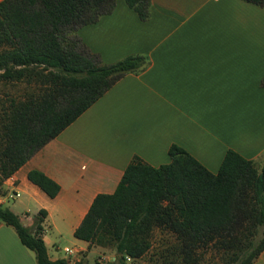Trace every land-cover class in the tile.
I'll return each mask as SVG.
<instances>
[{"label":"crops","instance_id":"0c3cea01","mask_svg":"<svg viewBox=\"0 0 264 264\" xmlns=\"http://www.w3.org/2000/svg\"><path fill=\"white\" fill-rule=\"evenodd\" d=\"M76 35L104 64L140 55L146 65L118 80L3 182L1 206L24 226L46 213L40 236L50 259L58 240L74 252L87 248L75 230L96 196L115 192L135 156L159 167L174 144L213 174L227 150L264 163V6L150 0L142 21L117 0L111 14ZM31 170L58 184L54 198L28 180ZM0 264H37L1 221ZM251 264H264V252Z\"/></svg>","mask_w":264,"mask_h":264},{"label":"trees","instance_id":"16d2710c","mask_svg":"<svg viewBox=\"0 0 264 264\" xmlns=\"http://www.w3.org/2000/svg\"><path fill=\"white\" fill-rule=\"evenodd\" d=\"M116 1H0V86L24 84L22 98H10L0 109V193L3 182L38 150L118 80L146 65L140 55L104 64L76 35L81 27L111 14ZM122 1L140 20L148 18L150 0ZM243 1L264 6V0ZM168 157L169 162L159 167L133 157L115 192L95 197L74 237L97 245L112 211L120 223L115 249L122 263L125 255L145 256L158 232L171 234L175 244L169 249L159 239L157 250L188 256L197 248L235 247L245 239L246 246L257 245L242 263L251 264L264 252V163L257 166L227 150L213 174L177 145L169 147ZM27 177L48 197L58 194V184L42 172L31 170ZM38 214L42 215L39 234L30 233L8 209L0 208V221L15 229L37 264H68L49 260L40 236L46 213Z\"/></svg>","mask_w":264,"mask_h":264},{"label":"rangeland","instance_id":"374dc122","mask_svg":"<svg viewBox=\"0 0 264 264\" xmlns=\"http://www.w3.org/2000/svg\"><path fill=\"white\" fill-rule=\"evenodd\" d=\"M260 7V6H259ZM3 46H0V51ZM24 84H17V86L8 85L6 87L0 86V109L4 108L9 102L10 98L20 99L22 98L24 92ZM0 193V196L3 195ZM1 209H6L1 206ZM42 220V215H36L29 220L24 219V223L28 224L25 226L29 232L39 234V224ZM106 231L101 235V239L97 245L89 246L87 243V248L84 250H77L73 255L68 256L63 252L64 247L73 246L66 240L56 241V246L49 247L50 257L53 259L49 260H64L68 264H242L249 255L256 249L257 245L251 247L246 246L247 240L242 241L239 246L230 247L226 245H209L207 247H201L195 249L190 255L183 254L181 252L172 251H159L156 249L157 241L161 239V242H166V246L169 249L175 244V239L171 234L154 233V245L145 256L139 259L130 258L127 260L128 255H125L123 263L121 262V255L116 252L115 246V234L118 233L120 228V223L115 216V213L111 211V214H107L105 218ZM161 237V238H160ZM256 237L260 240V231L257 233ZM60 250V252H59ZM235 254V255H234ZM234 255V256H233ZM236 256V259H235ZM55 258V259H54ZM129 258V257H128Z\"/></svg>","mask_w":264,"mask_h":264},{"label":"built area","instance_id":"2783aa9c","mask_svg":"<svg viewBox=\"0 0 264 264\" xmlns=\"http://www.w3.org/2000/svg\"><path fill=\"white\" fill-rule=\"evenodd\" d=\"M63 252L66 253L68 256H71L73 255V253H75L74 250L71 248H64ZM126 259L129 260L130 258L127 257Z\"/></svg>","mask_w":264,"mask_h":264}]
</instances>
